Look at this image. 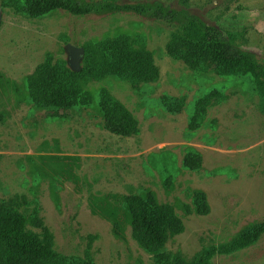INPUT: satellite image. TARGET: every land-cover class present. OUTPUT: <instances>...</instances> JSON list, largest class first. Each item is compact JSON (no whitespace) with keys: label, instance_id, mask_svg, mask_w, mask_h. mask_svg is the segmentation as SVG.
I'll use <instances>...</instances> for the list:
<instances>
[{"label":"rangeland","instance_id":"1","mask_svg":"<svg viewBox=\"0 0 264 264\" xmlns=\"http://www.w3.org/2000/svg\"><path fill=\"white\" fill-rule=\"evenodd\" d=\"M0 0V6H1ZM136 2L147 0H120ZM187 8L217 25L236 44L264 61V0H153ZM175 27L133 13L74 16L57 10L28 17L2 8L0 21V201L24 196L20 209L39 215L64 254L91 257L96 264H152V255L132 238L115 236L111 223L91 212L90 193H137L149 187L163 202L190 201L187 188L207 193V215L183 216L185 230L171 237L166 250L192 260L205 246L224 242L250 223L264 222V116L252 80L220 74L214 64L193 70L167 52ZM128 34L146 44L159 67L152 83L132 84L107 77L89 87H108L139 120V131L120 136L107 130L93 107H36L15 92L47 54L68 60L67 44ZM218 95L201 126L189 130L195 103L209 92ZM184 98L170 112L164 97ZM197 150L200 170L182 166ZM63 156L76 157L79 189L62 179ZM172 174L176 188L167 193L161 173ZM35 231H40L33 228ZM213 264H264V234L234 254L217 255Z\"/></svg>","mask_w":264,"mask_h":264},{"label":"trees","instance_id":"2","mask_svg":"<svg viewBox=\"0 0 264 264\" xmlns=\"http://www.w3.org/2000/svg\"><path fill=\"white\" fill-rule=\"evenodd\" d=\"M2 8L13 9L28 17H40L63 10L74 16L91 14L133 13L167 22L175 27L167 45V52L183 60L193 70H203L214 64L223 75L248 76L259 96V108L264 116V61L251 50L236 44L217 25L206 22L187 8H172L159 1L122 2L120 0H2ZM81 69L74 71L68 60L47 54L35 71L26 79L21 91L15 92L36 107L55 109H83L93 107L104 127L120 136H131L140 124L134 113L106 86L97 90L89 87L92 80L120 78L132 84L152 83L160 75L154 55L146 44L128 34L105 36L84 44ZM218 95L213 90L198 99L189 121V130H197L208 106ZM163 105L170 112H180L184 98L164 97ZM60 167L62 179L79 189L81 182L75 173L76 157L63 156ZM187 170H200L203 156L197 150L188 151L182 161ZM161 173L162 184L169 194L176 188V179ZM190 201L163 202L155 190L146 187L137 193H90L91 212L108 220L112 232L126 240L130 229L132 238L153 258L152 264H213L217 255L234 254L255 244L264 234V222L250 223L230 239L205 246L192 260L181 251L166 250L168 240L185 230L183 216L207 215L211 208L207 193L187 188ZM0 201V264H96L88 256L68 255L55 247L54 235L39 215L38 209L29 214L20 207L27 204L24 196ZM37 228L40 231L33 230Z\"/></svg>","mask_w":264,"mask_h":264},{"label":"water","instance_id":"3","mask_svg":"<svg viewBox=\"0 0 264 264\" xmlns=\"http://www.w3.org/2000/svg\"><path fill=\"white\" fill-rule=\"evenodd\" d=\"M2 19V6H0V21ZM67 51H68V62L69 66L74 71H79L81 69V61L84 56V47L77 46L73 43L67 44Z\"/></svg>","mask_w":264,"mask_h":264}]
</instances>
